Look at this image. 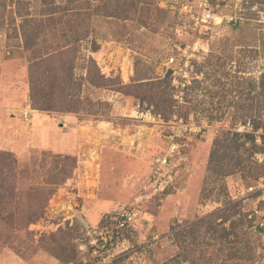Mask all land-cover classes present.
I'll use <instances>...</instances> for the list:
<instances>
[{
	"label": "rangeland",
	"instance_id": "1",
	"mask_svg": "<svg viewBox=\"0 0 264 264\" xmlns=\"http://www.w3.org/2000/svg\"><path fill=\"white\" fill-rule=\"evenodd\" d=\"M186 1L130 0L120 17H92V33L79 43L73 61L60 57L79 83L68 97L77 112L58 110V98L53 110L38 108L45 106L40 95L32 102L30 79L45 90L60 83L63 71L60 59L43 56L63 44L42 21L43 2L6 0L5 10L0 8V84L12 86L9 97L30 105L22 114L26 123L31 112L50 115L44 124L25 123L34 142L27 148H0L11 153L4 161L9 165L0 164V264H244L240 257L247 252L250 263L264 264V227L252 213L264 208V170L253 159L264 150V127L253 130L262 106L264 0H228L215 12L234 20L212 22L201 32L182 10ZM149 2L159 10H148ZM88 3L101 0H81L82 10ZM30 25L40 30L35 52L21 35ZM92 38L99 45L95 52ZM171 54L177 58L166 64ZM40 58L45 62L39 64ZM99 65H122L127 76L122 78L119 66L104 75ZM89 69L104 79L90 83ZM11 107H0V113L21 114L19 106ZM147 109L165 122L176 115L200 126L183 140L172 183L155 193L139 188L164 146L168 125L145 120L140 113ZM245 132H253L259 146L250 160V141L234 137ZM64 155L75 159L72 168L73 160ZM220 165L233 171L220 174ZM60 167L70 175L44 201L51 174ZM41 204L44 213L37 217ZM124 205H132L137 221L108 253L95 256L84 224L95 226Z\"/></svg>",
	"mask_w": 264,
	"mask_h": 264
},
{
	"label": "trees",
	"instance_id": "2",
	"mask_svg": "<svg viewBox=\"0 0 264 264\" xmlns=\"http://www.w3.org/2000/svg\"><path fill=\"white\" fill-rule=\"evenodd\" d=\"M13 1L14 0H10ZM22 0H16L14 4L19 5L22 2ZM43 2L42 4V10L45 12V19L42 21L45 25H49L51 27V31L53 38L57 39L63 44H56L54 46H50V49L47 53H45L43 56L48 57L49 60H52L53 62H58L61 56L68 55L70 56V60L73 61V57L71 55H74L78 52V45L80 42H82L85 39H88L90 34L92 33V28L90 29V23L92 21V17L94 16H102V17H120L121 13H119V10L124 9V5L128 3L130 0H101L100 4H96L95 6H91L90 3H88V10H82L84 7H82L81 0H64L63 3H55L53 0H41ZM137 1V0H133ZM141 2V1H139ZM138 2V3H139ZM150 4V2H149ZM152 4V3H151ZM150 4V5H151ZM7 6L6 0H0V8L2 10H5ZM15 6V5H13ZM12 6V7H13ZM119 9H118V8ZM159 10L157 5H154V2L152 4V8L149 7L148 10ZM123 18L129 17L128 14H123ZM30 22H36V20H31ZM40 30L38 28L32 27L30 25V28L27 29L24 28L22 31V38L24 41V46L27 49H31L35 51H38L39 49V41L37 39V36L39 35ZM99 45L96 42L95 38H92L90 41V51L95 52L98 49ZM61 60V80H58L59 84H56L54 82L52 83V86H49L47 89H37L35 86V83L33 79L31 78V98L32 102L36 103L37 99L39 98L38 95H40V98L43 100V104L45 105L43 108L38 107L43 110H53L56 99H62V102L60 103L62 105V108L58 110L63 111H76L77 109L70 106L72 100L68 97H71L73 94V89L75 85L78 87L79 83H75L77 79L74 78L73 72H72V66H70L69 62L66 59H60ZM40 58L39 64H42L45 61H42ZM91 61V60H90ZM37 64V63H36ZM35 65V63H34ZM95 70H97L95 68ZM96 74V75H95ZM96 78L102 80L104 79L100 74H98V71L92 72V70H88V81L90 83L95 82ZM100 84L101 82H97ZM95 85V84H94ZM73 86V87H72ZM259 86H260V92H259V98L262 102L261 108L258 110V116L253 120V130H258L259 128L264 127V73L261 75L259 80ZM59 90V92H57ZM77 112V111H76ZM236 140H241L244 138L243 142L250 141V146H248L245 151H249L248 158L245 160H250L252 154L259 148L258 144L255 142V135L253 132H245V133H235L234 135ZM241 141V143H243ZM225 150V148L223 149ZM217 152V151H216ZM11 153L9 151H2L0 150V164H6L9 165L7 162H4L8 156H10ZM212 158L216 156L215 153H213ZM64 159H72L73 163L71 164V167L75 164V159L72 158L70 155H64ZM240 163V160L238 164ZM237 164V165H238ZM9 170H13V168H10ZM233 168L230 169L228 167L224 168V165H220L218 172L220 174L222 173H229L232 172ZM70 169L64 170L63 167H60L55 173L51 174L50 181H52V185L50 188L44 190V201H46L49 196L54 191V186L60 184L61 182H64L70 175ZM4 174L2 173V170L0 168V182L4 180V177H2ZM45 204L39 205L37 207V211L34 212L33 215L40 217L44 213ZM33 213V212H32ZM212 215V214H211ZM32 218V217H31ZM34 218L33 220H35ZM32 220V221H33ZM249 248V247H248ZM229 257H231V254H228ZM58 259L63 262V256L58 255ZM244 264H252L250 261L252 260V255L250 253H243L240 257ZM68 263V262H64ZM73 264V263H72Z\"/></svg>",
	"mask_w": 264,
	"mask_h": 264
},
{
	"label": "built area",
	"instance_id": "3",
	"mask_svg": "<svg viewBox=\"0 0 264 264\" xmlns=\"http://www.w3.org/2000/svg\"><path fill=\"white\" fill-rule=\"evenodd\" d=\"M228 0H190L182 4V10L191 18L192 29L201 32L210 28V24L220 23L222 21L231 22L234 20V16L222 15L215 10L220 9L221 6H226ZM179 49V48H178ZM180 58L184 60V64L187 63L188 58L185 54ZM177 56L171 54L167 60L166 64L173 63ZM126 60V59H125ZM121 71V76L124 78V73L127 76V70L122 65H118ZM116 65L112 68H106L99 65L101 72L104 75H109L113 70H117ZM132 64L128 62V73L132 72ZM177 71L174 70L173 74ZM184 76L186 75L183 72ZM129 77V75H128ZM128 79V78H127ZM141 116L151 123H164L168 126L165 127L164 134V146L161 149L151 163V167L146 177L139 188L140 192H147L148 190H153L157 192L159 190L165 189L169 186L173 178L177 175V163L176 159L181 155L183 148V140L190 135L197 134L200 131V126L191 121H186L180 118V116L173 115V117L165 122L161 114H156L150 109L142 111ZM253 159L261 165L264 170V150L254 154ZM260 180H263L261 178ZM264 192V184L261 185ZM264 201V196H262ZM253 215L258 219V224L260 227H264V208L254 209ZM138 214L132 205H124L113 212L105 216L103 220L95 226H89L84 224L87 233L91 236V245H93L92 254L99 255V253H108L110 248L113 246L114 242L122 235L124 230L132 229L135 222L137 221ZM249 217H252L250 215ZM104 260V259H103ZM70 264V263H69ZM72 264V263H71ZM93 264V263H88Z\"/></svg>",
	"mask_w": 264,
	"mask_h": 264
},
{
	"label": "crops",
	"instance_id": "4",
	"mask_svg": "<svg viewBox=\"0 0 264 264\" xmlns=\"http://www.w3.org/2000/svg\"><path fill=\"white\" fill-rule=\"evenodd\" d=\"M15 87V86H14ZM12 86L5 85V82L0 84V107L12 108L11 106H19V112L14 114H1L0 113V120L2 121V128L0 129V148L9 150V151H18L21 148H27L29 143H34L33 140L30 138V132L27 133L25 130V121L22 114L26 115L27 107L29 104L19 103L20 98H16L14 95H11ZM19 90L17 87L14 89V94L19 96ZM29 120L27 127L31 124L32 126L35 125L36 122H41L42 124L46 123L44 121H50V115H41L36 112H31V116L27 118ZM0 121V122H1ZM48 123V122H47ZM29 134V135H28ZM49 144V142L47 143ZM64 144H61L60 147H63Z\"/></svg>",
	"mask_w": 264,
	"mask_h": 264
}]
</instances>
